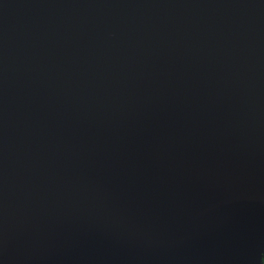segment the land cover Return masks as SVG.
<instances>
[{
	"label": "water",
	"instance_id": "obj_1",
	"mask_svg": "<svg viewBox=\"0 0 264 264\" xmlns=\"http://www.w3.org/2000/svg\"><path fill=\"white\" fill-rule=\"evenodd\" d=\"M264 0H0V264H264Z\"/></svg>",
	"mask_w": 264,
	"mask_h": 264
},
{
	"label": "trees",
	"instance_id": "obj_2",
	"mask_svg": "<svg viewBox=\"0 0 264 264\" xmlns=\"http://www.w3.org/2000/svg\"><path fill=\"white\" fill-rule=\"evenodd\" d=\"M263 261H264V255H263Z\"/></svg>",
	"mask_w": 264,
	"mask_h": 264
}]
</instances>
